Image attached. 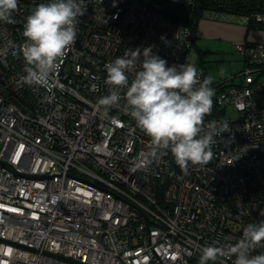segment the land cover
I'll return each mask as SVG.
<instances>
[{
    "label": "built area",
    "instance_id": "obj_1",
    "mask_svg": "<svg viewBox=\"0 0 264 264\" xmlns=\"http://www.w3.org/2000/svg\"><path fill=\"white\" fill-rule=\"evenodd\" d=\"M193 1L86 0L46 88L22 82L17 54L24 20L44 0H19L14 23L0 22V264H189L202 246L264 220V44L234 43L242 68L210 85L207 165L185 172L168 153L137 167L150 138L124 101L107 116L96 109L109 92L104 66L125 50L152 46L169 66L189 64L194 34L166 11ZM207 12L264 26L263 12Z\"/></svg>",
    "mask_w": 264,
    "mask_h": 264
},
{
    "label": "clouds",
    "instance_id": "obj_2",
    "mask_svg": "<svg viewBox=\"0 0 264 264\" xmlns=\"http://www.w3.org/2000/svg\"><path fill=\"white\" fill-rule=\"evenodd\" d=\"M18 3L19 0H0V22L14 23L12 14ZM86 5V0H44L26 16L22 26L24 43L17 48L25 63L20 77L23 83L48 86L76 41L77 25L86 13ZM104 67L109 92L96 102L97 111L107 116L123 100L126 114L150 138L151 148L142 154L137 167L168 153L185 172L189 165H207L212 160L214 137L201 134L205 116L213 105L212 77L201 80L194 64L169 66L165 59L153 54L152 46L125 50ZM226 131L227 124L222 123L219 133ZM261 248L264 220L249 223L234 242L202 246L199 264H264V251H256ZM176 255L179 258L180 253Z\"/></svg>",
    "mask_w": 264,
    "mask_h": 264
},
{
    "label": "crops",
    "instance_id": "obj_3",
    "mask_svg": "<svg viewBox=\"0 0 264 264\" xmlns=\"http://www.w3.org/2000/svg\"><path fill=\"white\" fill-rule=\"evenodd\" d=\"M225 19H208L206 17L201 18L194 33V44L190 53L189 64H194L196 60H200L203 63V58L206 57L208 53L218 54L220 51H228L229 57V68L223 70L217 77H213L211 73H208L207 66H203L200 64L199 69H202L204 74L207 77H212V79L219 78L218 80H223L230 77L234 74L233 67L236 68L243 66V61L241 57L233 52V44L240 41H248V42H258L264 44V30L259 29H251L249 31L246 30V24L243 22L237 21L235 19H229L228 21H223ZM231 20H234L233 22ZM221 41H226L227 44L223 46ZM209 42H213V48L215 52L209 51L208 44ZM204 44L203 46L199 45ZM232 45V49H231ZM227 48L228 50H226ZM220 55V54H218ZM222 55V54H221ZM234 55V56H232ZM232 70H231V69Z\"/></svg>",
    "mask_w": 264,
    "mask_h": 264
},
{
    "label": "trees",
    "instance_id": "obj_4",
    "mask_svg": "<svg viewBox=\"0 0 264 264\" xmlns=\"http://www.w3.org/2000/svg\"><path fill=\"white\" fill-rule=\"evenodd\" d=\"M212 9L225 14L237 13L249 16L255 12L264 13V0H194L188 8L169 5L166 12L171 19L188 26L193 32L198 21L205 17L207 11ZM251 29L264 30V26L259 22L250 20L249 23H246V30ZM189 264H199V255L191 259Z\"/></svg>",
    "mask_w": 264,
    "mask_h": 264
},
{
    "label": "rangeland",
    "instance_id": "obj_5",
    "mask_svg": "<svg viewBox=\"0 0 264 264\" xmlns=\"http://www.w3.org/2000/svg\"><path fill=\"white\" fill-rule=\"evenodd\" d=\"M223 21H228V20H223ZM231 21L233 22L234 20H231ZM228 22H230V21H228ZM221 42L223 43V46H225L227 44L226 41H221ZM199 45L203 46L204 44L199 43ZM207 46L209 48V51L215 52V49H212L213 48V42H209V44ZM225 49L228 50L227 48H225ZM231 49H232V45H231ZM190 53H191V51H190ZM218 54H220V55H218ZM218 54L208 53L206 55V57L202 59L203 63L200 60H196L194 65H196L197 68L200 67V64H202L203 66H207L208 73L209 74L211 73V75L215 78V77L219 76V74L223 70H226L227 67L229 68V65H227V64H229V59L226 58V57H229V56H227V55H229V52L228 51H220V52H218ZM232 56H234V55H232ZM241 68H242V65H241V67H238V68H236L234 66L233 70H235V71H233V72L237 73ZM218 79L219 78L213 79V81H219ZM225 116L234 119L237 117V114L235 112L231 111L230 109H228L226 111Z\"/></svg>",
    "mask_w": 264,
    "mask_h": 264
}]
</instances>
